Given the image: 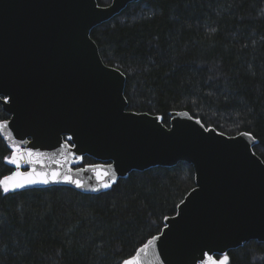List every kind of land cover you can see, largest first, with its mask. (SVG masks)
<instances>
[{"label":"water","instance_id":"obj_1","mask_svg":"<svg viewBox=\"0 0 264 264\" xmlns=\"http://www.w3.org/2000/svg\"><path fill=\"white\" fill-rule=\"evenodd\" d=\"M138 1L101 7L97 0H0V106L11 141L0 136L11 154L14 144L42 154L21 172L58 170L85 185L23 190H110H90L95 173L83 171L89 165L74 168L84 157L90 165L112 164L116 182L183 163L192 166L195 186L164 219L155 255L150 251L143 264H201L204 253L217 259L251 241L264 243V163L253 136L255 144L241 133L221 135L186 111L171 112L167 127L157 116L127 110L126 77L104 64L90 33Z\"/></svg>","mask_w":264,"mask_h":264},{"label":"trees","instance_id":"obj_2","mask_svg":"<svg viewBox=\"0 0 264 264\" xmlns=\"http://www.w3.org/2000/svg\"><path fill=\"white\" fill-rule=\"evenodd\" d=\"M90 37L104 64L125 75L127 110L167 127L171 112L186 111L227 136L250 132L264 163V0H140ZM10 154L0 136V179L13 171ZM194 186L192 166L180 163L131 172L97 195L59 186L0 193V264H121ZM227 256L264 264V243Z\"/></svg>","mask_w":264,"mask_h":264},{"label":"snow or ice","instance_id":"obj_3","mask_svg":"<svg viewBox=\"0 0 264 264\" xmlns=\"http://www.w3.org/2000/svg\"><path fill=\"white\" fill-rule=\"evenodd\" d=\"M155 119L160 122L163 121V117L157 116ZM196 123L201 124V121L197 119ZM201 127H203L202 124ZM0 131H2L4 135H6L11 141V134L8 132V124L6 121L0 123ZM221 135L223 134L221 133ZM241 135L251 138L253 140V144H255V139L252 137L250 132H243ZM71 139L72 137H68V140ZM41 155L42 154L40 153H33L30 150H22L19 147V144H14L11 156L5 157V160L8 164L15 165L16 171L12 172L11 175H6L0 179V193L7 196L9 193H16L20 190L38 184L48 185L54 183H70L74 184L77 188L85 187V185L79 180H75L71 175L67 173H61L58 170L39 172L33 167L31 171H20L22 164H35ZM34 156L36 157V160L32 159ZM25 157H27V159ZM83 171H92L95 173L97 185L90 187V190L93 192L110 189L113 184L116 183V174L113 170L112 164L89 165L87 168L83 169ZM164 219L168 220L170 218L165 217ZM165 227L167 228L168 225H165ZM161 235H163V233L160 235L151 236L147 242H143L142 246L135 250L134 255H130L128 258L123 259L121 264H143L144 258L148 256L150 251H152V254L155 255L154 249L157 242L161 239ZM228 262L229 257L227 255H224L221 259L217 260L208 253H204L201 260V264H228Z\"/></svg>","mask_w":264,"mask_h":264},{"label":"flooded vegetation","instance_id":"obj_4","mask_svg":"<svg viewBox=\"0 0 264 264\" xmlns=\"http://www.w3.org/2000/svg\"><path fill=\"white\" fill-rule=\"evenodd\" d=\"M85 158V157H84ZM84 158L82 159V162L78 165V166H76V167H74V168H78V167H83V166H85V165H82L83 164V160H84Z\"/></svg>","mask_w":264,"mask_h":264}]
</instances>
